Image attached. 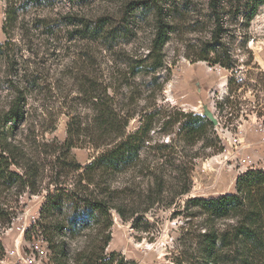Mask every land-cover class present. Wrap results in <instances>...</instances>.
Returning <instances> with one entry per match:
<instances>
[{"label": "rangeland", "instance_id": "1", "mask_svg": "<svg viewBox=\"0 0 264 264\" xmlns=\"http://www.w3.org/2000/svg\"><path fill=\"white\" fill-rule=\"evenodd\" d=\"M9 4L17 20L6 33ZM158 6L170 32L165 65L152 71L148 55ZM87 26L99 30L98 37L87 35ZM215 33L219 59L234 68L196 60ZM4 43L16 69L0 59V109L15 95L9 80L37 81L25 120L13 133L11 123L0 121V139L30 145L26 156L40 165L38 192L27 187L16 195L13 188L0 197L3 254L34 252L42 264H78L83 250L105 241L93 219L80 233L58 232L39 221L48 193L57 183L72 188L102 151L84 130L94 119L90 95L96 92L128 121L126 135L150 127L141 163L105 182L127 220L110 210L104 255L114 254L112 264H240L229 247L222 259L206 254L210 237L237 219H209L188 201L235 193L240 175L264 173V0H0ZM205 106L218 123L208 140L187 143L179 135L185 115H201ZM67 141L71 148L63 147ZM185 188L189 192L180 194ZM149 196L159 200L149 203Z\"/></svg>", "mask_w": 264, "mask_h": 264}, {"label": "trees", "instance_id": "2", "mask_svg": "<svg viewBox=\"0 0 264 264\" xmlns=\"http://www.w3.org/2000/svg\"><path fill=\"white\" fill-rule=\"evenodd\" d=\"M36 1L43 3L47 0ZM156 12L158 16L157 31L148 55L151 60L148 66L152 71L165 65L163 51L170 32L169 25L162 18V10L159 6L156 8ZM16 20L15 11L9 4L6 22L3 26L6 33L10 30L9 28L15 25ZM83 31L94 37H98L100 34L99 30L91 29L88 26ZM218 53L217 34L215 33L210 42L201 48L196 60L219 63L224 67L234 68V64L220 60ZM0 59L9 60V64L13 62L12 68L16 69L15 58L9 54L7 43L0 45ZM36 81V79L30 78L24 80L18 76L9 80L8 83L15 95L10 100L7 109H0V121L6 122L7 125L11 123L10 133H13L20 122L25 120L28 94L35 88ZM101 96L103 95L96 92L90 95L94 119L84 130H89V135L96 137L93 140L94 146L101 148L102 151L86 166L83 175L74 180L75 184L72 188L64 187V185L59 186L57 183L55 191L49 192L47 195L46 202L41 209V220H39L40 223L47 221L49 224L46 223V226L53 227L55 231L69 230L72 233H80L90 228L91 219L97 221L99 227L103 229L105 241H101L100 244L98 241L90 251L83 250L80 253L83 260L77 259L78 264L113 263L114 254L108 258L104 255L105 248L111 239V230L109 229L113 225L110 210L117 209L123 220H127V218L122 208L115 203V189L104 187V185L105 182L107 183V179L111 180L114 176L125 173L141 163L140 151L144 143L143 134L150 129L148 127L143 131L144 129L142 130L140 127L134 134L126 135L125 129L128 121L123 123V116L115 110L112 103L109 104V101H105ZM185 117L186 121L181 124L179 129V135L184 141L195 144L201 140H208V132L213 126V122L199 114L190 113ZM72 131L71 127L69 133L72 134ZM26 145L30 147L21 141H9L8 138L0 139V197L5 190L10 192L13 188H16V195L27 187L31 189L32 193L38 192L40 161L26 156ZM72 146L70 141L63 145L68 148ZM16 169H22L23 172ZM102 178L105 180H101ZM160 179L162 180L163 177L157 178L156 184ZM91 185H94L93 189L90 188ZM236 188L237 192L235 193L208 199L196 197L188 201V203L197 204L209 219H237V224L233 225L231 229L221 234L215 233L210 237L206 246V254L222 259L224 257L223 250L229 247L233 252L231 257L233 258L236 253L240 264H264V173L261 170L245 172L238 177ZM189 190L190 188H185L180 194H185ZM162 193L159 192L158 195L161 196ZM159 196L158 198L149 196V203H156ZM68 207L74 208L70 214L66 212ZM4 212V209H0V217L4 218ZM57 247L64 249V244L57 243ZM2 256L3 245L0 241V260Z\"/></svg>", "mask_w": 264, "mask_h": 264}, {"label": "built area", "instance_id": "3", "mask_svg": "<svg viewBox=\"0 0 264 264\" xmlns=\"http://www.w3.org/2000/svg\"><path fill=\"white\" fill-rule=\"evenodd\" d=\"M0 264H42V259L38 258L36 253L24 252L17 255L15 252L6 250L0 260Z\"/></svg>", "mask_w": 264, "mask_h": 264}, {"label": "water", "instance_id": "4", "mask_svg": "<svg viewBox=\"0 0 264 264\" xmlns=\"http://www.w3.org/2000/svg\"><path fill=\"white\" fill-rule=\"evenodd\" d=\"M201 115L206 116L208 119H210L213 122V124L218 123L217 118L214 116L213 112L207 106L204 107V112L201 113Z\"/></svg>", "mask_w": 264, "mask_h": 264}, {"label": "bare ground", "instance_id": "5", "mask_svg": "<svg viewBox=\"0 0 264 264\" xmlns=\"http://www.w3.org/2000/svg\"><path fill=\"white\" fill-rule=\"evenodd\" d=\"M225 84H226V81L223 82L222 86H224ZM198 109H199V108H198ZM215 159H216V158H215ZM208 164H210V161L206 163V165H208ZM39 210H40V208H39ZM22 234H23V235L25 234V230L22 231ZM23 235H22V237H20L19 240H22V239H23Z\"/></svg>", "mask_w": 264, "mask_h": 264}]
</instances>
